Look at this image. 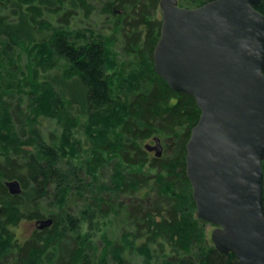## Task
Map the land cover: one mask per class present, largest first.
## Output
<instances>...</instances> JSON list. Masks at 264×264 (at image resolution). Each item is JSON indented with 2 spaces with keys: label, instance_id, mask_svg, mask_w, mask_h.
<instances>
[{
  "label": "trees",
  "instance_id": "obj_1",
  "mask_svg": "<svg viewBox=\"0 0 264 264\" xmlns=\"http://www.w3.org/2000/svg\"><path fill=\"white\" fill-rule=\"evenodd\" d=\"M159 1L0 0V264H239L195 215L185 145L200 111L153 70ZM95 3L111 35L69 27ZM256 10L264 16V0ZM117 39L128 57L120 66ZM45 119L61 131H41ZM154 137L160 158L144 148ZM11 180L20 195L8 193ZM86 194L78 217L67 212ZM45 218L49 228L14 239L13 228ZM101 218L121 233L103 232L99 248L90 230Z\"/></svg>",
  "mask_w": 264,
  "mask_h": 264
},
{
  "label": "water",
  "instance_id": "obj_2",
  "mask_svg": "<svg viewBox=\"0 0 264 264\" xmlns=\"http://www.w3.org/2000/svg\"><path fill=\"white\" fill-rule=\"evenodd\" d=\"M260 0H210L184 8L160 0L153 70L200 111L185 145L195 215L211 226L219 253L264 264V16ZM145 150L160 158L159 138ZM12 196L22 190L6 181ZM51 218L34 222L49 228Z\"/></svg>",
  "mask_w": 264,
  "mask_h": 264
},
{
  "label": "rangeland",
  "instance_id": "obj_3",
  "mask_svg": "<svg viewBox=\"0 0 264 264\" xmlns=\"http://www.w3.org/2000/svg\"><path fill=\"white\" fill-rule=\"evenodd\" d=\"M103 1V0H101ZM99 3V2H98ZM93 10L88 14L87 17H85V13L80 12V14L72 17V19L69 22V27L71 29H80V30H84V29H88L94 33H103L104 35L106 34H112L111 33V29L112 27L108 24L103 23V15H101V6L97 5L96 3L93 5ZM156 18L161 19V13L160 10L158 8L156 14H155ZM117 45L114 47V52L117 54V59H115L116 61H118V66L121 65V63L126 62L128 57L127 55L122 51V45L119 42V39H117ZM25 56L23 55L21 57V64L20 67H23L24 63H25ZM125 65V63H124ZM125 67V66H124ZM126 70V68H124ZM68 89H70L73 94L77 93V86L76 85H72V87H68ZM38 127L40 128V130L44 131V133H48L50 131H56V132H60L61 131V125L56 124L54 121L51 120H42L40 122V125H38ZM76 137L81 138L83 140V136H82V131L78 130V133L75 132ZM146 144H150L153 145L152 140L147 141L144 145ZM151 154L154 155V152H151ZM83 177V176H82ZM87 180H90V178H87ZM103 195V194H102ZM101 195V196H102ZM106 196V194H105ZM88 198V195H84L83 197H76L74 196V198L70 199L68 204H66V209L67 212L71 213L73 216L78 217L79 216V212L80 210L83 208V204H84V199ZM121 227L117 225V223L115 224L113 223H107V220L105 219H99V221L95 224H93L91 226V234L93 236V241L96 243V245L100 248L103 246L104 241L102 240L103 237V232L106 233V235L113 240H116L117 237L120 235L121 233ZM36 229L34 222H24L21 223L19 226L13 228L12 232L14 233V239L23 242L25 240H27L29 238V236L32 234V232ZM213 230V226L207 224L205 227V231H206V237L210 240V233ZM82 234L85 233H89L87 231V225L84 224L82 226V230H81ZM128 248V246H127ZM129 249V248H128ZM131 253V252H130ZM127 253L125 251V255L127 256V258L129 260H135V261H139L140 257H137L136 259L133 257V253Z\"/></svg>",
  "mask_w": 264,
  "mask_h": 264
}]
</instances>
